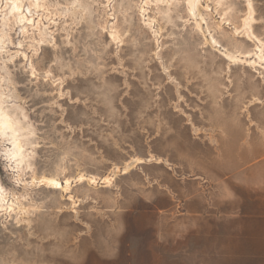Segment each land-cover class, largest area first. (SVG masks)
I'll return each mask as SVG.
<instances>
[{
    "label": "rangeland",
    "instance_id": "1",
    "mask_svg": "<svg viewBox=\"0 0 264 264\" xmlns=\"http://www.w3.org/2000/svg\"><path fill=\"white\" fill-rule=\"evenodd\" d=\"M191 12L0 0V264H264V0Z\"/></svg>",
    "mask_w": 264,
    "mask_h": 264
},
{
    "label": "bare ground",
    "instance_id": "2",
    "mask_svg": "<svg viewBox=\"0 0 264 264\" xmlns=\"http://www.w3.org/2000/svg\"><path fill=\"white\" fill-rule=\"evenodd\" d=\"M189 5H190V8H191V10H192V14H197L196 12H197V0H189ZM225 53V52H224ZM227 56H229L230 57V59H232V61L236 58V57H234L235 55H230V53H228L227 52ZM225 56H226V54H225ZM235 61V60H234ZM1 115H2V113H1ZM2 119V118H1ZM1 121L2 120H0V129H1ZM6 122V121H5ZM3 128V127H2ZM106 180H109V177L108 178H106ZM48 182H50L51 184H53V185H58L59 183L58 182H56L55 180H53V179H48L47 180ZM67 185V184H66Z\"/></svg>",
    "mask_w": 264,
    "mask_h": 264
}]
</instances>
